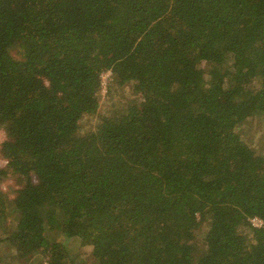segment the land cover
Here are the masks:
<instances>
[{"label": "trees", "instance_id": "1", "mask_svg": "<svg viewBox=\"0 0 264 264\" xmlns=\"http://www.w3.org/2000/svg\"><path fill=\"white\" fill-rule=\"evenodd\" d=\"M257 117L264 0H0V264H264Z\"/></svg>", "mask_w": 264, "mask_h": 264}, {"label": "rangeland", "instance_id": "2", "mask_svg": "<svg viewBox=\"0 0 264 264\" xmlns=\"http://www.w3.org/2000/svg\"><path fill=\"white\" fill-rule=\"evenodd\" d=\"M253 85V84H252ZM132 85L125 84L122 87L117 86L111 75L105 77L103 87L99 90V108L95 115L83 117L79 122V131L86 132L95 127L100 116L106 114L111 107L116 106L119 102H126L133 97ZM239 135L243 140L255 148L256 151L264 152V119L257 117L247 124L238 127ZM5 134L0 129V143L4 139ZM6 165L5 159L0 154V169ZM18 188V181L12 175L4 176L0 179V200L6 201L14 195V190ZM201 236V235H198ZM74 247L75 244H72ZM89 254V253H88ZM90 264H94L93 258L90 255L86 256Z\"/></svg>", "mask_w": 264, "mask_h": 264}, {"label": "built area", "instance_id": "3", "mask_svg": "<svg viewBox=\"0 0 264 264\" xmlns=\"http://www.w3.org/2000/svg\"><path fill=\"white\" fill-rule=\"evenodd\" d=\"M111 75V71L110 70H106L104 72L101 73V78H100V85L101 88L103 87L104 81H105V77ZM248 223L251 227L253 228H261L264 226V220L259 217V216H251L248 219Z\"/></svg>", "mask_w": 264, "mask_h": 264}]
</instances>
